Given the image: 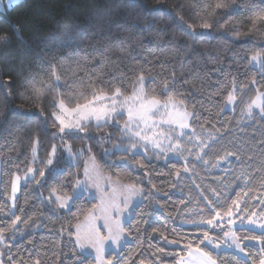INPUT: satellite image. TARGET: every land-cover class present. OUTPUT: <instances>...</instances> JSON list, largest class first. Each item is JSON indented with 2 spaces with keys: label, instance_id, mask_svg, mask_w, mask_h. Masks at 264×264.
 <instances>
[{
  "label": "trees",
  "instance_id": "trees-1",
  "mask_svg": "<svg viewBox=\"0 0 264 264\" xmlns=\"http://www.w3.org/2000/svg\"><path fill=\"white\" fill-rule=\"evenodd\" d=\"M217 2L19 0L0 10V35L8 37L0 41V229L10 242L4 264H95L90 255L78 252L73 236L75 225L96 201L83 194L64 211L40 194L56 189L69 195L88 155L105 174L114 179L119 175L121 182L143 191V200L123 226L128 241L118 254L106 255L112 264H177L188 251L185 244L198 245L204 230L220 241L222 230L192 222L208 218L210 208L224 212L232 206L243 218H264V118L258 112L244 115L257 90L264 89V66L253 68L249 60L255 52L264 53V23L252 24L264 10V0H222L226 7L215 9ZM205 23L211 28L204 29ZM50 65L61 75L60 86L37 96L25 81H49ZM141 72L151 77L145 85L150 92L154 89L163 98L167 82L171 94L194 113L181 141L182 156L163 160L152 155L148 163L141 152L131 156L123 151L130 141L121 138L115 124L99 129L90 124L88 135H64L72 150L87 147L75 163L58 154L50 172L43 162L52 145L60 142L53 135L58 127L53 126L55 107L50 101L81 88L90 96L92 82L130 92ZM233 84L237 100L232 111H224ZM35 140L45 176L37 171L35 179L21 186L10 211L5 197L9 177L36 164L31 160ZM198 155L203 160L196 159ZM137 160L146 164L144 170L135 167ZM16 216L21 219L13 229ZM236 233L260 237V246L245 245L246 258L206 244L200 247L217 264H259L264 231L239 228Z\"/></svg>",
  "mask_w": 264,
  "mask_h": 264
},
{
  "label": "snow or ice",
  "instance_id": "snow-or-ice-1",
  "mask_svg": "<svg viewBox=\"0 0 264 264\" xmlns=\"http://www.w3.org/2000/svg\"><path fill=\"white\" fill-rule=\"evenodd\" d=\"M13 0H9L11 5ZM226 5L222 0H218L215 4V9L224 8ZM258 23H264V10H261L257 13L255 18L252 21L253 27H256ZM192 26L189 25V28ZM204 29L211 28V24L205 23L202 25ZM7 35H0V41H7ZM250 62H259L264 66V53L255 52L251 56ZM50 80L45 81L40 79L37 81L35 77L32 79L26 80L25 83L31 87L32 92L40 96L43 94L45 89L51 91L53 87L60 86L61 75L57 72L55 65H50ZM151 79V77H146L143 72L136 76L135 80L131 82V91L126 92L122 87H112V88H103L95 86V83L92 82L89 87L91 88L90 96L83 89H74L73 93H70L66 98L54 99L50 101V104L54 106L57 110L51 112V117L53 118V126L58 127V132L53 135H69L73 133H84L88 135L87 128L90 124L95 122L96 128H100L103 125L115 124L116 127L120 129L123 133L122 139H128L131 141L128 147L123 148V151L129 153L131 156H136L140 154L139 150H142L143 155L145 156L148 163H151L152 155H155L157 159L163 156L166 160L170 156L180 157L183 154V146L180 143L181 138L185 135L183 131L179 135H175L176 128L181 130L187 129L190 127L188 120L194 115V113L186 110L183 100H178L174 95L169 91V85L167 82L163 85L162 92L166 95L162 98L160 95L155 93V90L151 92L146 88V80ZM255 84V80L252 81ZM236 85H232V91H229L226 97V105H232L236 102L237 97L233 94L236 91ZM67 100V102H66ZM82 100L83 102H78ZM74 103V106L70 107L69 104ZM253 108H258L262 114H264V92H259L257 90V96L246 106V111L249 115ZM183 109V110H182ZM43 112V109L40 110ZM117 117L124 118L123 123L121 124ZM169 131H166L165 129ZM175 139V144L171 143ZM199 138H197L198 140ZM165 141L168 142L167 150H165ZM191 142V141H189ZM203 144L204 148H207L208 145L204 144L203 141H199ZM117 148H120L117 145ZM66 150L69 156H72L71 146H66ZM81 153L83 149L80 150ZM90 151V149H89ZM35 152L36 149L33 148V159L35 161ZM57 152V146L54 144L51 148L50 158L47 161H44L47 166L53 165V161ZM151 153V154H150ZM95 158L93 157V160ZM122 159H127L123 157ZM198 160H203L202 155L196 157ZM207 163V161H205ZM136 168L144 170L146 164L141 161H134ZM185 165H187V160H185ZM39 171L41 177L45 176V172L38 170L33 167H28L27 171L24 173V181L29 179H35V173ZM49 171H52V168L49 167ZM184 171L187 172V166L184 167ZM180 171H176V176H180ZM85 177L89 176L87 167L84 171ZM147 176V172H145ZM107 180H111V176L106 177ZM37 184H40L41 181L37 180ZM116 184L127 190L129 192L141 191L138 189L135 184H123L117 176ZM21 185V177L19 175L15 176V179L12 181V199L15 201L16 193L19 191ZM155 187V185H153ZM86 188V184L83 181L77 180L75 186L73 187V194L71 196H60L55 195L56 189L52 190L53 195L55 196V201L58 202L60 208H67L69 204L74 199L78 198L80 191ZM119 195L118 189L116 187L112 188V198L106 202V206L103 211L106 213L104 218V227L108 229L109 239L114 243H119L120 236L123 233V228L120 226V222H115V234L113 227L110 225L109 221L111 219V213H119L122 210L120 209L119 203H117V197ZM49 199H52L50 196ZM125 207H127V199L123 201ZM209 201V205H211ZM233 206L239 207L237 201L232 202ZM15 207V204H13ZM234 215L233 207L229 206L226 211L221 212L216 209L210 208V215L208 218H201L199 221H192L193 223H198L205 225L207 229L221 227L220 221L225 217L228 218V224H234V221L231 217ZM264 216V213H261ZM21 217L16 216L15 220L12 221V228L15 229L16 222L19 221ZM248 220L251 224L255 225L256 221L252 219L251 216L248 217ZM76 235L77 243L83 252L85 250V245H92L96 248L98 253L97 259H100V255L103 252L102 241L104 237L100 236L99 227L95 223L94 213H89L85 217L84 223H78L76 226ZM260 228L264 229V224L259 225ZM223 231V229L221 228ZM5 229H0V240H2L3 233ZM157 231L153 229V232ZM202 239L195 247L191 242L185 244V248L188 250L189 257L193 256V253L196 254V264H217V260L213 259L210 252H206L204 248L200 247L205 243L213 245L216 248H219L221 245L219 243L213 244V236L210 234L209 230H204L201 233ZM224 237L230 238L232 244H229V247L233 245L239 249L241 252L244 249L241 247L244 241L246 240H256L260 237L256 236H238L234 231L224 232ZM167 239L166 237H164ZM169 243H178L177 240L168 241ZM264 251V249H262ZM39 264V261L36 262ZM106 264H112L111 260H108ZM140 264H145L142 260ZM259 264H264V257L260 258Z\"/></svg>",
  "mask_w": 264,
  "mask_h": 264
},
{
  "label": "rangeland",
  "instance_id": "rangeland-1",
  "mask_svg": "<svg viewBox=\"0 0 264 264\" xmlns=\"http://www.w3.org/2000/svg\"><path fill=\"white\" fill-rule=\"evenodd\" d=\"M18 1L19 0H13L12 4L10 5L9 0H0V10H4V8H9ZM249 60L251 61V57ZM250 65H251V67H253V68L255 67L257 69H260L262 67V65L259 62H250ZM259 92H264V89L259 90ZM256 96H257V93H256ZM256 96H255V98H256ZM234 106H235V103L232 105H226V100H225L223 110L224 111H232L234 109ZM56 110L57 109L55 108L54 111H56ZM256 112H258L264 118V114H262L258 108H253L251 114L256 113ZM244 115L249 116V114L247 113L246 110L244 112ZM190 119H191V117L189 118L188 123L190 122ZM120 123L122 124L123 122H120ZM92 124H95V122H93ZM165 130L169 131L167 128ZM188 130H189V128L184 129V130L176 128L175 135H179V133L181 131H183L186 135ZM57 132H58V130H57ZM79 134H82V133H79ZM58 136H59L60 142L54 143L57 146V152H56L54 161L56 160L58 154H62L63 157H65L69 163H75L76 156L81 152L80 150L86 149L87 147H81L77 151L72 150L73 155L69 156V154L66 150V146H68L69 143H67L64 136L63 137H61V135H58ZM182 138L180 140V143H181V141H183ZM175 142H176L175 139H173V141L171 143L175 144ZM130 143H131V141H130ZM167 144H168V142L165 141V146H166L165 150H167ZM33 148L36 149L35 161L33 159ZM37 150H38V143H37V140H35V142L32 146V149H31V160L33 162H36V164H32L29 167H33V168H36L38 170H42V166L39 164V158L37 157ZM139 152L142 153V150H139ZM50 153H51V150H50L48 156L44 159V161H47V159L50 158ZM161 157L163 160H166L163 156H161ZM177 158H180V157L170 156L168 159H177ZM54 161H53V164H54ZM44 165L46 168L54 166V165L47 166L45 163H44ZM86 167H87L88 172H89L88 177H85V175H84V171H85ZM26 171H27V168L24 169L21 173H13L9 177V193L5 197L9 203L10 211H13V209H14L13 204H15V201H13V199H12V181L15 179V176L19 175L21 177L20 188L26 182L33 180V179H29L26 182L24 181V173ZM36 174H37V172L35 173V177H36ZM108 176L109 175L105 174L104 172H102L99 169L98 165L93 160V157L91 155H88L84 158L81 176L77 179V180L83 181L86 184V188L82 189L78 196L85 194L89 198H92L96 201L95 208L93 210H91L89 213H94L95 223L99 227L100 236L104 237V239L102 241L103 252L101 254H99L100 259L99 260L97 259L98 253L96 251V248L90 244L85 245V250L83 252L81 251V248L79 247V245L77 243V235L76 234H74V236H73V241L76 245L78 252L83 254V255H90L95 260V264H106V262L108 261V259L106 258L107 253L114 252V254H118V252L121 249V247L123 246V244L128 241V236L125 233V231H123V233L120 236L119 243L118 244L114 243L111 239L108 238L109 237L108 229L104 227V218H105L106 213L103 211V209L106 206V202H108L112 198V188L116 187L118 189L119 195L117 197V203H119L120 209L122 210L119 213H116V212L111 213V219H110L109 223L113 227L114 234H115V222L119 221L120 226L123 228L124 223H126L130 218L132 209L143 200V191H142L141 187L137 186V188L141 189V191L129 192L127 190H124L123 188H120V186L116 184L117 179H114L111 177L110 181L107 180L106 177H108ZM1 179H2V171H1V161H0V195L3 194V187L1 185ZM39 181H41V179H39ZM122 183L128 184L125 182H122ZM20 188H19V191H20ZM19 191L16 193V198H17ZM40 194L46 203L54 204L57 208L62 209L64 211L67 210L72 203V201H71L69 204V207H67V208H60L58 206V202L55 201V196L53 195L52 192H50L49 194H43L42 191H40ZM72 194H73V190L69 195H60V194L55 193V195H60V196H71ZM50 196L52 197V199H49ZM125 199H127V207H125V204L123 203V201ZM233 213H234V215L231 217V219L234 221V224L229 225L228 224V218L225 217L223 220L220 221L221 227L215 228V229H219V230H221V228L223 229L222 239L220 241L213 240V244L219 243L221 246L219 248H216L213 245H209L207 243H205V244L209 248H211L215 251L227 250V251L234 252L235 254H237L238 256H240L242 258H246L245 251L241 252L234 245L232 247H229V244H232V241L230 238L226 239L224 237V232L234 231L236 233V230L239 228L252 229V230L257 231V232L264 231V229L259 227L260 224H264V218L259 219L256 216H251L252 219L256 221V224L253 225L249 222L248 218L241 217L238 214L237 210H233ZM84 222H85V218L82 220L81 223H84ZM202 226H205V225H202ZM75 230H76V227H75ZM3 237H4V235H3ZM251 244L256 245V246H260V240L259 239L246 240L243 242L241 247L244 249L245 245H251ZM9 245H10V242H8L5 237L2 240H0V264H4V262H3V259L5 257L4 254L9 252ZM6 257L8 259L9 255L7 254ZM262 257H264V253L262 254ZM177 264H196V254L193 253V256L189 257L188 251H187L183 256L180 257Z\"/></svg>",
  "mask_w": 264,
  "mask_h": 264
},
{
  "label": "crops",
  "instance_id": "crops-1",
  "mask_svg": "<svg viewBox=\"0 0 264 264\" xmlns=\"http://www.w3.org/2000/svg\"><path fill=\"white\" fill-rule=\"evenodd\" d=\"M83 219H84V218H83ZM83 219H82V220H83ZM82 220H81V221H80L79 223H81V222H82ZM75 226H76V225H75ZM74 234H76V230H75V227H74Z\"/></svg>",
  "mask_w": 264,
  "mask_h": 264
}]
</instances>
